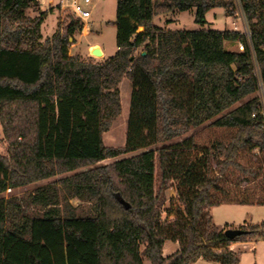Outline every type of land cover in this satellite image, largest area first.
<instances>
[{
	"label": "trees",
	"instance_id": "1",
	"mask_svg": "<svg viewBox=\"0 0 264 264\" xmlns=\"http://www.w3.org/2000/svg\"><path fill=\"white\" fill-rule=\"evenodd\" d=\"M218 8L232 19L241 10L250 42L235 30L204 28ZM52 11L36 0H0L8 145L0 156V264H239L231 244L264 239V221L239 226L246 233L231 240L225 231L233 226L220 229L211 209L264 205V156L241 163L244 152L264 155V0H117V52L101 62L69 54L83 31L77 19L42 42ZM177 12L194 13L203 29L155 25ZM123 79L133 88L126 141L108 148L103 134L122 114ZM207 123L232 131L229 142L181 140ZM66 174L26 200L3 196ZM238 177L237 186L255 184L254 191L231 194L226 183ZM74 200L92 214L79 213ZM168 242L178 249L164 256Z\"/></svg>",
	"mask_w": 264,
	"mask_h": 264
},
{
	"label": "rangeland",
	"instance_id": "2",
	"mask_svg": "<svg viewBox=\"0 0 264 264\" xmlns=\"http://www.w3.org/2000/svg\"><path fill=\"white\" fill-rule=\"evenodd\" d=\"M53 2V3H52ZM95 7L93 9V15L87 22V29L85 32L82 31L81 34L75 36V40L71 39V46L69 48V54L80 55L82 57H92L95 61L101 62L113 57L117 52L116 46V26L113 24L116 21V4L117 0H93ZM70 4L69 0H45V4L41 5L42 10L53 9L49 12L44 19L41 27L42 42L52 38V36L57 32V30H62L66 21L75 19L73 15L68 10H62L68 8ZM236 16L234 19L229 18L225 15L223 9H214L207 13L206 21L207 25L205 29L212 30H236L243 31V20L242 12L238 8L236 11ZM30 16L33 18L36 13L30 12ZM170 21V24L166 22ZM155 25L158 27L165 28L170 31L177 30H200L203 29L200 25L195 23V16L192 12L184 13H174L167 16L158 17L155 19ZM62 23V25H60ZM94 44L101 45L105 52V58L94 57L90 54L91 50L89 47ZM231 44L227 43L225 45L226 50L230 49ZM235 50L238 51L239 47L236 45ZM122 114L118 117L110 127L109 131L103 134L104 145L108 148H122L125 145L126 133L128 127V119L130 114V105L132 98V84L129 80L123 79L119 85ZM233 132L226 129H218L209 126V123L203 127L193 130L181 140L194 137L196 143L200 146L213 147L214 145L220 143H228L232 137ZM180 141V140H178ZM8 145L3 140L2 126L0 123V156H8ZM131 155L120 157L114 160H106L102 164H112L113 162L120 160L125 157H130ZM264 155L260 154L257 150L251 153L244 152L241 156V163L244 165L255 164L257 160L263 158ZM264 160V159H263ZM71 174H66L64 176H59L50 180H46L40 183L32 184L24 188L11 190L6 192L3 196L5 198H17L18 200H26L30 193L35 189L52 184L63 177L70 176ZM241 181L240 177L231 179L226 183L230 190V193L234 195L238 188L241 191L253 192L255 189V184H246L240 182L239 186L236 182ZM168 197H175V191L170 189L167 191ZM73 207H78L80 203L76 200L71 201ZM29 212L39 213V209L28 208ZM79 213L85 215H91L90 205H80ZM211 215L213 217L214 223L219 228H224L225 226H232L228 229H238L240 225L250 224L257 225L264 221V205H238V204H223L211 209ZM166 215L164 214V217ZM227 229V230H228ZM172 243L169 244L171 248ZM254 248H251L250 244H246V247L242 248L240 255L239 264H264V239H258L257 243H253ZM144 264H151L147 259L144 260ZM195 264H219L213 262H206L204 260H198Z\"/></svg>",
	"mask_w": 264,
	"mask_h": 264
},
{
	"label": "built area",
	"instance_id": "3",
	"mask_svg": "<svg viewBox=\"0 0 264 264\" xmlns=\"http://www.w3.org/2000/svg\"><path fill=\"white\" fill-rule=\"evenodd\" d=\"M36 1L39 2L41 5L45 4V0H36ZM69 1H70V4L68 8L63 9V7L60 6L61 9L68 10L75 19L81 21L83 23V32H85L86 29L88 28L87 22L93 15V9L95 7L93 0H69ZM241 17L243 20V31H239L238 29H236L235 31H238L244 34L248 42H250V37H251L250 32L248 31V27H247V24H246V21L243 15ZM238 47H239V51H244V46L242 44L238 45ZM259 97L263 105V115H264V90L262 88H260ZM10 191L11 190H8L7 192H10Z\"/></svg>",
	"mask_w": 264,
	"mask_h": 264
},
{
	"label": "crops",
	"instance_id": "4",
	"mask_svg": "<svg viewBox=\"0 0 264 264\" xmlns=\"http://www.w3.org/2000/svg\"><path fill=\"white\" fill-rule=\"evenodd\" d=\"M230 44H231V46H230V49H229V50H231V51H236V50H235V46H236V45L238 46V44H237V43H230ZM95 47H99V48L102 50L103 55H104L103 58H105V52H104V50L102 49L101 45H99V44H94V45H91V46L89 47V49L91 50V49H93V48H95ZM230 205H231V204H230ZM233 205H235V204H233ZM238 205H240V204H238ZM242 205H249V204H242ZM245 225H250V224L248 223V224H245ZM232 226H234V225H232ZM240 226H242V225H240ZM220 229H223V228H220ZM257 241H258V240H252V241H248V242H235V243H232V244H231L230 249H231L232 251L237 252V253H239V254L241 255L242 248L246 247V244H250L251 248H254L255 246H253V243H257ZM169 244H170V243L168 242V243H166L165 246H164V251H163L164 256H169V255L175 253V252L177 251V249H178V244H177V243H172L171 248H169V250H167L168 247H169Z\"/></svg>",
	"mask_w": 264,
	"mask_h": 264
},
{
	"label": "water",
	"instance_id": "5",
	"mask_svg": "<svg viewBox=\"0 0 264 264\" xmlns=\"http://www.w3.org/2000/svg\"><path fill=\"white\" fill-rule=\"evenodd\" d=\"M90 54L94 57H103V52L102 50L99 48V47H95L91 50ZM143 55H146V53H143ZM246 232H244L243 230L241 229H228L225 231V236L228 238V239H235L237 237H240L242 235H244Z\"/></svg>",
	"mask_w": 264,
	"mask_h": 264
}]
</instances>
